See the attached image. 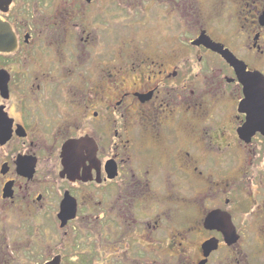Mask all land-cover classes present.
<instances>
[{
	"label": "flooded vegetation",
	"instance_id": "1",
	"mask_svg": "<svg viewBox=\"0 0 264 264\" xmlns=\"http://www.w3.org/2000/svg\"><path fill=\"white\" fill-rule=\"evenodd\" d=\"M0 20V219L24 227L0 253L264 264V0H0Z\"/></svg>",
	"mask_w": 264,
	"mask_h": 264
},
{
	"label": "rangeland",
	"instance_id": "2",
	"mask_svg": "<svg viewBox=\"0 0 264 264\" xmlns=\"http://www.w3.org/2000/svg\"><path fill=\"white\" fill-rule=\"evenodd\" d=\"M91 122H93V121H91ZM14 219L15 218H10L7 221H3L2 219H0V252H1V248H6V247L10 246V244H11V246H12V244L14 246H18V247L22 246L21 244H17L16 241L22 240L24 238V236L22 235L24 227H21V224H20L21 222L19 223V222L15 221ZM80 224H82V222H79V224L75 225L74 233H76L78 231L81 232ZM90 225L92 226V223ZM82 226H83V224H82ZM88 230H89V235L93 239V242L98 244V239H99L98 231L99 230H98L96 223L93 224V227H89ZM106 231H113V228L111 227L110 229H106ZM114 235L115 234H109L108 236L106 235L105 237L106 238L113 237ZM81 238H83V237L81 236V237H79V239L75 238L74 247L76 248V250L74 251V254L72 255V256H74L73 259L75 258V261H78V262L81 261L82 259L79 256L76 257L77 254H80L77 251H81L80 249H82L84 251L92 253V250H93L92 246L87 247V240L86 239L84 240ZM20 250L21 249L18 250L19 251L18 253H14V254L0 253V264H22L21 263L22 258H19V257H23V252H20ZM121 261H123V262L121 263ZM127 263H130V261H128L126 256H124L122 260L121 259H120V261L117 260L116 264H127Z\"/></svg>",
	"mask_w": 264,
	"mask_h": 264
},
{
	"label": "water",
	"instance_id": "3",
	"mask_svg": "<svg viewBox=\"0 0 264 264\" xmlns=\"http://www.w3.org/2000/svg\"><path fill=\"white\" fill-rule=\"evenodd\" d=\"M10 35V38L13 39L12 37V30L10 29V27H8L6 24H4L1 20H0V50H5L6 48H8L9 50H12L15 48L14 46V43L10 44V46H6L5 45V40L7 38V35ZM230 55H227V60L229 61V63L236 68L237 72H238V75L241 79H246L247 77H250V76H253L251 75L247 70H246V67L245 65L239 61V60H236V58L231 54V53H228ZM247 103V101H246ZM240 110L243 111V110H246L245 108V105L242 103L241 106H240ZM253 114H257L259 112V109L258 108H252V110H250ZM256 116L252 115V117L249 118L250 122H247L246 126H249V127H257L259 128L260 127V124H258L259 122H253V119L255 118ZM73 217H75V214L73 213ZM49 264H59V259L57 261H54L52 263H49Z\"/></svg>",
	"mask_w": 264,
	"mask_h": 264
}]
</instances>
